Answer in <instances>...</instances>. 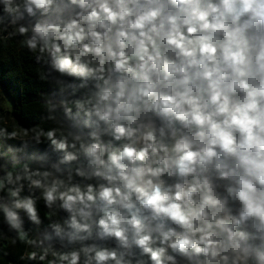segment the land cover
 I'll return each instance as SVG.
<instances>
[{
	"label": "clouds",
	"instance_id": "obj_1",
	"mask_svg": "<svg viewBox=\"0 0 264 264\" xmlns=\"http://www.w3.org/2000/svg\"><path fill=\"white\" fill-rule=\"evenodd\" d=\"M25 54L0 264H264V0H0Z\"/></svg>",
	"mask_w": 264,
	"mask_h": 264
},
{
	"label": "trees",
	"instance_id": "obj_2",
	"mask_svg": "<svg viewBox=\"0 0 264 264\" xmlns=\"http://www.w3.org/2000/svg\"><path fill=\"white\" fill-rule=\"evenodd\" d=\"M6 63L8 65H0V115L10 114L18 126L21 122L27 124L37 110L32 97L38 96L41 91L37 79L39 68L31 63L26 54L18 64L15 61H6ZM5 90L16 101L14 108L11 104L9 106L6 104L8 99L4 95ZM41 211L43 212V209ZM25 251V246H16L12 249L11 259L16 264H21L19 257ZM3 264H7V261Z\"/></svg>",
	"mask_w": 264,
	"mask_h": 264
},
{
	"label": "rangeland",
	"instance_id": "obj_3",
	"mask_svg": "<svg viewBox=\"0 0 264 264\" xmlns=\"http://www.w3.org/2000/svg\"><path fill=\"white\" fill-rule=\"evenodd\" d=\"M6 104L9 106L10 102L6 100ZM0 121H6L10 131L13 129L14 126L19 127L14 121L13 117L7 113L0 115Z\"/></svg>",
	"mask_w": 264,
	"mask_h": 264
}]
</instances>
